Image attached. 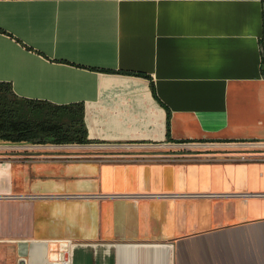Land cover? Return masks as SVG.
I'll return each instance as SVG.
<instances>
[{"label":"crops","instance_id":"obj_1","mask_svg":"<svg viewBox=\"0 0 264 264\" xmlns=\"http://www.w3.org/2000/svg\"><path fill=\"white\" fill-rule=\"evenodd\" d=\"M263 5L0 0V264H264Z\"/></svg>","mask_w":264,"mask_h":264},{"label":"trees","instance_id":"obj_2","mask_svg":"<svg viewBox=\"0 0 264 264\" xmlns=\"http://www.w3.org/2000/svg\"><path fill=\"white\" fill-rule=\"evenodd\" d=\"M263 33H264V12H263ZM264 36V35H263ZM262 51H261V72L264 77V37H262ZM137 75L139 73H136ZM0 100H7L12 93L10 89L0 88ZM1 106V105H0ZM50 108L46 111L45 119L33 120V119H23L20 118L19 113L13 112L8 108L0 107V139L8 140H20L22 135L27 133V139H35L40 143H61L63 139H55L58 127L57 119L60 117V114H56V106L49 105ZM166 124H167V115H166ZM20 129L26 130L23 133L18 132ZM70 142L75 143H84L80 139H69ZM65 143V142H64Z\"/></svg>","mask_w":264,"mask_h":264},{"label":"water","instance_id":"obj_3","mask_svg":"<svg viewBox=\"0 0 264 264\" xmlns=\"http://www.w3.org/2000/svg\"><path fill=\"white\" fill-rule=\"evenodd\" d=\"M264 6V5H263ZM264 37V36H263ZM260 51H262V46L260 45ZM63 261H66V256H63Z\"/></svg>","mask_w":264,"mask_h":264},{"label":"built area","instance_id":"obj_4","mask_svg":"<svg viewBox=\"0 0 264 264\" xmlns=\"http://www.w3.org/2000/svg\"><path fill=\"white\" fill-rule=\"evenodd\" d=\"M262 156H263L262 159H264V154Z\"/></svg>","mask_w":264,"mask_h":264},{"label":"rangeland","instance_id":"obj_5","mask_svg":"<svg viewBox=\"0 0 264 264\" xmlns=\"http://www.w3.org/2000/svg\"><path fill=\"white\" fill-rule=\"evenodd\" d=\"M264 154V153H263Z\"/></svg>","mask_w":264,"mask_h":264}]
</instances>
